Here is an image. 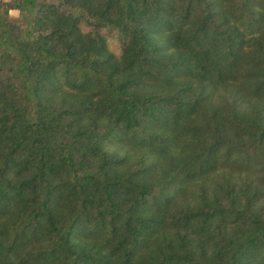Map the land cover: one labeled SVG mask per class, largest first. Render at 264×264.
Returning <instances> with one entry per match:
<instances>
[{
  "label": "trees",
  "instance_id": "trees-1",
  "mask_svg": "<svg viewBox=\"0 0 264 264\" xmlns=\"http://www.w3.org/2000/svg\"><path fill=\"white\" fill-rule=\"evenodd\" d=\"M0 264H264V0H0Z\"/></svg>",
  "mask_w": 264,
  "mask_h": 264
},
{
  "label": "rangeland",
  "instance_id": "rangeland-1",
  "mask_svg": "<svg viewBox=\"0 0 264 264\" xmlns=\"http://www.w3.org/2000/svg\"><path fill=\"white\" fill-rule=\"evenodd\" d=\"M17 11L16 10H10L9 11V15L10 16H12V17H16L17 16ZM109 48L112 50V51H114V52H116L117 51V43L114 41V39L112 40V38H110L109 39Z\"/></svg>",
  "mask_w": 264,
  "mask_h": 264
}]
</instances>
